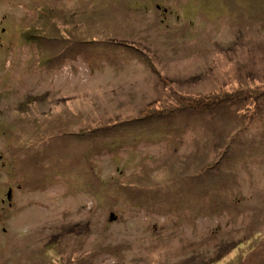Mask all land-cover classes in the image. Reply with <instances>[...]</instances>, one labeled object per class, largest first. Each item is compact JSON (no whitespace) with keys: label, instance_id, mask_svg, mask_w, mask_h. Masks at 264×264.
I'll return each instance as SVG.
<instances>
[{"label":"rangeland","instance_id":"374dc122","mask_svg":"<svg viewBox=\"0 0 264 264\" xmlns=\"http://www.w3.org/2000/svg\"><path fill=\"white\" fill-rule=\"evenodd\" d=\"M8 188L0 264H264V0H0Z\"/></svg>","mask_w":264,"mask_h":264},{"label":"flooded vegetation","instance_id":"af4514ba","mask_svg":"<svg viewBox=\"0 0 264 264\" xmlns=\"http://www.w3.org/2000/svg\"><path fill=\"white\" fill-rule=\"evenodd\" d=\"M8 191H10V197H9V199L7 197ZM11 198H12V189L11 188H8V190L6 192L5 198H1L0 199L1 206L3 207L5 204H7V206L11 208L13 206V203H12ZM2 220H4V217L0 216V222ZM2 231L5 232L6 230L4 228H2Z\"/></svg>","mask_w":264,"mask_h":264},{"label":"water","instance_id":"95a60500","mask_svg":"<svg viewBox=\"0 0 264 264\" xmlns=\"http://www.w3.org/2000/svg\"><path fill=\"white\" fill-rule=\"evenodd\" d=\"M7 197L9 199V197H10V191H8ZM110 217L112 218L113 217V214H111Z\"/></svg>","mask_w":264,"mask_h":264},{"label":"trees","instance_id":"16d2710c","mask_svg":"<svg viewBox=\"0 0 264 264\" xmlns=\"http://www.w3.org/2000/svg\"><path fill=\"white\" fill-rule=\"evenodd\" d=\"M218 165H219V164H218V162H217V167H218ZM210 168H211V167H210ZM212 169H213V168H212Z\"/></svg>","mask_w":264,"mask_h":264}]
</instances>
